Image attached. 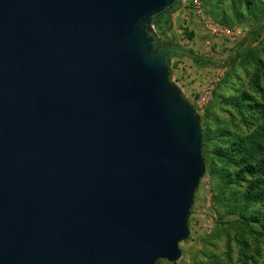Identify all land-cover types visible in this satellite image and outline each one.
Here are the masks:
<instances>
[{"label":"water","instance_id":"95a60500","mask_svg":"<svg viewBox=\"0 0 264 264\" xmlns=\"http://www.w3.org/2000/svg\"><path fill=\"white\" fill-rule=\"evenodd\" d=\"M175 1L0 0V264L181 257L206 164L154 44Z\"/></svg>","mask_w":264,"mask_h":264},{"label":"trees","instance_id":"16d2710c","mask_svg":"<svg viewBox=\"0 0 264 264\" xmlns=\"http://www.w3.org/2000/svg\"><path fill=\"white\" fill-rule=\"evenodd\" d=\"M205 11L216 21L234 25L246 20L264 21V0H203ZM205 4V6H204ZM177 2L172 7L152 17V23L157 21L159 32L170 24V15L175 11ZM186 30V29H185ZM188 37L191 34L186 32ZM156 47L161 48L154 39ZM167 65L170 70V59L186 55L196 64H214L208 57H202L191 50L172 46L166 49ZM245 55L235 54L236 58L246 61L251 57L254 69L251 75V89L237 87L227 95H221L222 106L226 109L231 125L227 126L217 116L211 115L212 126L206 119L200 120L202 134V154L205 159V175L210 176L215 184L212 200L224 203L228 214L235 216L239 229L264 236V56H258L251 48L245 50ZM264 55V48H263ZM250 63V64H251ZM171 75V70L170 74ZM209 116V115H208ZM259 204L262 209H252L251 205ZM192 209V207H191ZM188 220V225H189ZM245 246V242L242 243ZM244 253V262L247 264ZM207 262L201 264H226L216 256H208ZM156 264V263H155Z\"/></svg>","mask_w":264,"mask_h":264},{"label":"rangeland","instance_id":"374dc122","mask_svg":"<svg viewBox=\"0 0 264 264\" xmlns=\"http://www.w3.org/2000/svg\"><path fill=\"white\" fill-rule=\"evenodd\" d=\"M223 25L237 29L240 34L235 39H225L209 37L203 33L204 37L200 38L204 44L202 49L189 45L188 36L185 34L189 32L188 30L183 31V34L178 32L175 39L182 49L193 50L192 52H198L200 56L211 58L215 62V65L203 63L195 65L188 56L182 55L181 65H178V71L174 72V77L190 97L197 96L206 85L216 80L217 76L220 77L208 101L201 106H195L200 114V120L207 118L206 123L211 126L212 121L209 119L211 115L217 116L227 126L231 125L226 111L228 106H222L221 95L230 94L237 87L254 93L250 88L254 69L251 63L253 59L245 57L246 61H243L244 59L236 58L234 62H230L235 54L245 55V50L251 48L258 56H264V21L246 20L232 26ZM206 38L210 39V48L204 42ZM214 187V181L210 176L205 175L201 178L188 219L190 235L179 242L181 257L176 262L159 259L156 264H201L207 262L210 255L216 256L226 264H243L244 253L248 256L247 264H264V236L255 237L247 231L240 230L239 225L232 221L235 216L227 213V206L212 200L213 191L217 192L216 189L213 190ZM252 209H262V206L251 205ZM243 242L245 246L242 245Z\"/></svg>","mask_w":264,"mask_h":264},{"label":"built area","instance_id":"2783aa9c","mask_svg":"<svg viewBox=\"0 0 264 264\" xmlns=\"http://www.w3.org/2000/svg\"><path fill=\"white\" fill-rule=\"evenodd\" d=\"M176 2H177V8H182L183 10L187 11V14H185V16H187L188 19L195 18L199 21L204 33H206L209 37L235 39L240 34V32H238L237 29L229 28L221 24L220 22L216 21L215 19H213L207 13H205L202 0H176ZM174 18L175 16H174V13L172 12L170 15L171 22L174 21ZM153 26L156 32V37L159 39L160 34L157 29V21L153 24ZM183 31H185V29L179 30L181 34H183ZM204 42L206 45H208V47L210 46L209 38H206ZM208 47L207 49L210 48ZM175 65H176V62H174L173 58H171L170 59L171 79L180 86L185 98L189 100L194 106L196 105L201 106L205 104L210 98V95L212 93V90L214 88L216 81H218L220 77L217 76L216 80L214 79L213 82H211V84L206 85L205 88L201 90V92H199L197 96L194 95L190 97L188 94L185 93L184 87L174 77V72L178 67V65L176 66Z\"/></svg>","mask_w":264,"mask_h":264},{"label":"crops","instance_id":"0c3cea01","mask_svg":"<svg viewBox=\"0 0 264 264\" xmlns=\"http://www.w3.org/2000/svg\"><path fill=\"white\" fill-rule=\"evenodd\" d=\"M173 13L175 16L174 21L171 22V20H170V24H169V35H170V38L172 37L171 40L173 42H170L169 45L182 47L176 42L175 39L177 38V35H178V32L180 29H186L185 31L188 30L189 31L188 33L192 35V37H188V40H187V42H189V45H191V46L195 45L197 47H200V49L204 48V44H202V41L200 40V38L202 36L204 37L205 33H204L202 26L199 23V21L195 18L188 19V17L185 16V14H187V11L183 10L182 8L176 7V10ZM191 51H193V50H191ZM194 53L200 55L198 52H194ZM180 56L172 57L173 60L176 61V65H181ZM191 61L194 62L192 59H191ZM194 64L196 65V63H194ZM175 71H178V69H176Z\"/></svg>","mask_w":264,"mask_h":264},{"label":"flooded vegetation","instance_id":"af4514ba","mask_svg":"<svg viewBox=\"0 0 264 264\" xmlns=\"http://www.w3.org/2000/svg\"><path fill=\"white\" fill-rule=\"evenodd\" d=\"M163 29H165V33L160 34V32H159V34H160L159 39L157 37H154V39L156 40V43H158L160 45L161 48L166 47V49H167L169 47H172L171 45H169V43L173 42L171 40L172 37L170 38V35H169V24H168V26L164 27Z\"/></svg>","mask_w":264,"mask_h":264}]
</instances>
